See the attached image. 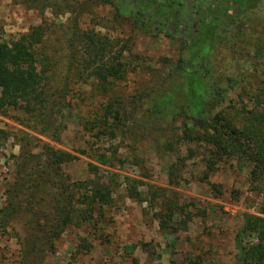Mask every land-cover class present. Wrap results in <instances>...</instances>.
Segmentation results:
<instances>
[{
  "label": "rangeland",
  "instance_id": "374dc122",
  "mask_svg": "<svg viewBox=\"0 0 264 264\" xmlns=\"http://www.w3.org/2000/svg\"><path fill=\"white\" fill-rule=\"evenodd\" d=\"M249 5L240 27L227 31V45L214 54L216 65L238 82L218 108L232 119L251 109L249 98L264 75V57L254 54V47L264 41V0ZM73 30L78 34L76 49L84 46L81 39L95 44L90 56L95 51L103 57L102 65H123L125 72L104 93L91 78L94 65L79 58L67 76L69 109L56 141L32 132L34 126L20 112L0 113V208L24 145L19 138L25 134L35 139L32 145L38 140L71 157L63 165L70 182L103 185L110 192L109 205L93 213L91 221L83 214L85 222L65 229L54 252L40 264H233V237L242 213L264 218V186L249 184L250 167L224 156L207 172L206 147L183 143L181 183L171 188L165 170L167 161H173L170 156L158 157L147 140H131L109 118L95 122L107 102L116 110L117 102L126 104L135 92L161 82L177 57L175 41L139 31L111 5H94L92 0H0V43L38 33L39 43L33 46L37 68L54 91L62 89ZM160 190H166L165 196L174 193L179 209L172 218L175 230L158 226ZM0 264H21L20 248L9 230H0Z\"/></svg>",
  "mask_w": 264,
  "mask_h": 264
},
{
  "label": "trees",
  "instance_id": "16d2710c",
  "mask_svg": "<svg viewBox=\"0 0 264 264\" xmlns=\"http://www.w3.org/2000/svg\"><path fill=\"white\" fill-rule=\"evenodd\" d=\"M256 1L92 0L94 5H111L139 31L163 34L178 47L177 57L168 64L161 82L135 92L126 104L117 102L116 110L113 102H107L95 120L103 123L109 118L131 140H147L158 157L170 156L173 161H167L165 170L171 188L181 183L179 145L183 143L206 147L207 172L213 171L224 156L234 157L250 167L248 182L252 187L264 186V75L249 98L251 109L241 118L232 119L218 108L238 82L214 61L215 51L227 45L228 40L223 44L227 31L234 25L240 27L244 11H250L249 4ZM77 36V30H73L67 43L66 74L59 91L49 88L44 71L37 68L33 46L39 43L38 33L0 43V113L18 111L24 122L34 126L32 132L56 141L69 109L65 101L67 76L76 70L73 65L79 58L94 65L89 68L91 78L104 93L111 81L121 78L123 65H102L103 57L95 55L97 46L82 39L84 46L76 49ZM254 54L264 57V41L254 47ZM32 140L25 134L19 138L24 145L20 146L11 181L4 191L5 204L0 208V230L13 234L21 264H40L54 252V244L65 229L79 220L91 221L93 213L110 203L107 187L69 181L63 165L71 157L38 140L32 145ZM165 193L160 190L158 194L162 218L158 226L170 231L175 230L172 218L179 209L172 199L174 193ZM233 251V264H264V218L242 213L233 237Z\"/></svg>",
  "mask_w": 264,
  "mask_h": 264
}]
</instances>
